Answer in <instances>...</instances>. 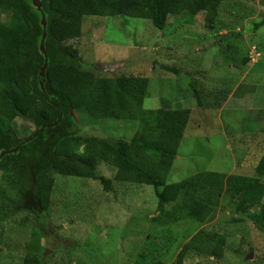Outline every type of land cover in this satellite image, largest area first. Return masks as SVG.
<instances>
[{
  "label": "rangeland",
  "instance_id": "1",
  "mask_svg": "<svg viewBox=\"0 0 264 264\" xmlns=\"http://www.w3.org/2000/svg\"><path fill=\"white\" fill-rule=\"evenodd\" d=\"M184 14L164 13L159 29L143 18L86 15L73 44L100 76L146 77L144 109L188 112L167 183L204 170L254 176L264 157V25H257L264 0H214L191 21H180ZM9 17L0 8V22ZM74 116L84 134L129 139L138 127L84 111ZM12 124L20 138L34 130L20 118ZM98 172L112 179L115 169L100 163ZM16 191L13 173L0 171V264L23 263L37 226L31 212H12ZM234 201L222 194L208 223L184 218L157 226L150 185L113 180L107 191L96 180L56 174L42 228L50 237L40 235L38 253L44 264H176L183 244L207 229L226 234L223 255L189 251L181 264H264V234L248 220L231 221Z\"/></svg>",
  "mask_w": 264,
  "mask_h": 264
},
{
  "label": "trees",
  "instance_id": "2",
  "mask_svg": "<svg viewBox=\"0 0 264 264\" xmlns=\"http://www.w3.org/2000/svg\"><path fill=\"white\" fill-rule=\"evenodd\" d=\"M40 2L38 10L32 0H0V8L10 14L7 22H0V152L17 147L16 152L0 158V171L16 178L17 203L12 212L25 209L34 214L37 224L22 264H44L38 240L40 235L46 240L50 237L42 230L48 221L56 174L96 180L107 191L113 180L150 185L157 200V214L150 221L157 226L184 218L208 223L223 194L235 200L232 222L248 220L264 234V157L254 176L204 170L167 183L188 112L144 109L146 77L100 76L95 65L82 61L73 44L82 35L86 15L143 18L159 29L164 13L184 12L180 21H191L213 6L214 0ZM42 13L47 56L43 77ZM257 25H264V19ZM159 67L174 72L171 67ZM190 87L196 105L202 107L197 91ZM76 111H84L94 120L136 121L138 127L129 139L80 133L75 129ZM16 118L31 123L34 130L18 137L12 124ZM100 163L115 169L112 179L98 172ZM225 243L226 234L200 229L183 244L176 264L189 251L221 257Z\"/></svg>",
  "mask_w": 264,
  "mask_h": 264
},
{
  "label": "water",
  "instance_id": "3",
  "mask_svg": "<svg viewBox=\"0 0 264 264\" xmlns=\"http://www.w3.org/2000/svg\"><path fill=\"white\" fill-rule=\"evenodd\" d=\"M32 3L38 10H40V7H41L40 0H32ZM41 24H42V27H43V33H42V38H41V41H40V50L44 54V64H43V66H42V68L40 70V76L43 77L44 76V70H45V68L47 66V62H46L47 61V56H46V52H45V49H44V37L46 35L44 28H45V25H46V21H45V15L43 13H42ZM40 86H41V88L43 90L44 89L43 81H41ZM199 112H200V114H202L201 113V108H199ZM43 128H44V126H42L35 134H37ZM16 150H17V147L13 148V149H9V150H3V151L0 152V158L3 157L5 154L11 153V152H16Z\"/></svg>",
  "mask_w": 264,
  "mask_h": 264
}]
</instances>
